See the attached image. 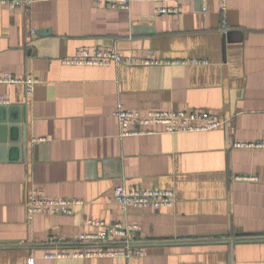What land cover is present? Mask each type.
I'll return each mask as SVG.
<instances>
[{"label": "crops", "instance_id": "obj_1", "mask_svg": "<svg viewBox=\"0 0 264 264\" xmlns=\"http://www.w3.org/2000/svg\"><path fill=\"white\" fill-rule=\"evenodd\" d=\"M227 22L222 36L217 0L134 1L127 10L90 0L0 5V78L36 80L31 96L0 84L21 107L26 135L23 151L0 150V264H264V148L233 147L264 141V0H227ZM79 48L174 64H61ZM191 60L199 62L181 64ZM118 103L141 116L206 110L225 124L123 137ZM118 185L170 190L176 201L123 214L112 200ZM31 188L81 204L29 221ZM88 219L139 225L145 256L44 259L48 238L99 231Z\"/></svg>", "mask_w": 264, "mask_h": 264}, {"label": "built area", "instance_id": "obj_2", "mask_svg": "<svg viewBox=\"0 0 264 264\" xmlns=\"http://www.w3.org/2000/svg\"><path fill=\"white\" fill-rule=\"evenodd\" d=\"M56 0H0V5L10 9L28 8L33 3ZM97 6L107 9L127 10L134 1H172V0H90ZM218 1L220 18L219 33L226 36L229 31L227 22V0ZM174 9H155L156 14L176 13ZM35 34L34 30L30 31ZM61 64L70 66L105 67V66H153L159 64H174L157 60H150L136 56L120 54L116 49H86L79 48L73 55L61 59ZM199 61H185L181 64L198 63ZM35 79L15 78L10 74L0 78V84H21L26 94L33 93ZM7 98L0 95V106H9ZM113 116L119 125L121 136H140L152 134L154 131L145 130L148 126H158L160 133L180 134L206 132L223 127L225 122L213 113L206 110H180V111H149L145 116L138 112L126 110L118 103ZM34 142H44L45 139H34ZM233 147L264 148V141H257L248 145L233 143ZM251 180H254L251 178ZM113 202L121 213H126L129 208L135 209H163L173 207L176 196L173 191L161 189H127L124 185H118L113 190ZM80 201L46 198L40 190L31 188L27 194L25 208L27 218L32 220L35 215H62L68 216L73 212V207L80 205ZM87 226L97 227L99 231L94 233H81L64 241L61 239L48 238L46 244L53 249L44 254L46 260H84L94 258H124L145 256L140 241L141 228L137 224L127 221H116L107 224L100 220L88 219ZM27 264H34V258H29Z\"/></svg>", "mask_w": 264, "mask_h": 264}, {"label": "water", "instance_id": "obj_3", "mask_svg": "<svg viewBox=\"0 0 264 264\" xmlns=\"http://www.w3.org/2000/svg\"><path fill=\"white\" fill-rule=\"evenodd\" d=\"M24 123L21 107L10 105L0 106L1 151L16 149L21 152L25 149L23 147V144L26 143ZM1 160L4 161L2 157L0 158Z\"/></svg>", "mask_w": 264, "mask_h": 264}]
</instances>
